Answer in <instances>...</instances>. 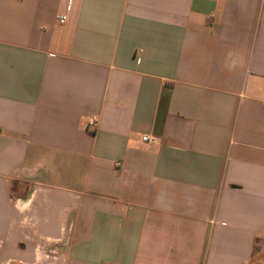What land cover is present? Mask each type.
I'll use <instances>...</instances> for the list:
<instances>
[{"label":"crops","instance_id":"1","mask_svg":"<svg viewBox=\"0 0 264 264\" xmlns=\"http://www.w3.org/2000/svg\"><path fill=\"white\" fill-rule=\"evenodd\" d=\"M263 236L264 0H0V264H264Z\"/></svg>","mask_w":264,"mask_h":264},{"label":"built area","instance_id":"2","mask_svg":"<svg viewBox=\"0 0 264 264\" xmlns=\"http://www.w3.org/2000/svg\"><path fill=\"white\" fill-rule=\"evenodd\" d=\"M65 20V16L64 15H59L58 16V21L60 23L64 22ZM96 122H97V119H96V116H90L86 122V127H94L96 125ZM141 140L144 141V142H153L155 141V137L154 136H151V135H143L141 137ZM264 238V236H263Z\"/></svg>","mask_w":264,"mask_h":264}]
</instances>
